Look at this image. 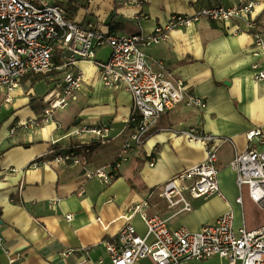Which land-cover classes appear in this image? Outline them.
<instances>
[{
    "label": "crops",
    "instance_id": "0c3cea01",
    "mask_svg": "<svg viewBox=\"0 0 264 264\" xmlns=\"http://www.w3.org/2000/svg\"><path fill=\"white\" fill-rule=\"evenodd\" d=\"M248 1L258 4L253 28L243 21L242 32L234 33V26L201 20L171 31L166 40L145 49L154 70L172 72L191 93L204 98L207 107L199 110L180 104L162 114L109 185L85 176V170L100 168L113 173L112 165L129 136L131 94L106 88L99 78L96 63L108 60L109 48L97 49L95 62L79 63L77 69L84 74L81 90L48 121H44L43 97L61 89L65 71L59 67L24 77L11 102L0 93V264H111L105 243L116 239L126 223L127 209L145 201L144 212L168 219L173 230L198 232L230 209L235 213V228L257 231L264 226V211L250 200L246 189L242 205L236 203L241 193L230 166L248 148L246 132L264 125V82L255 79L257 72L264 71V41L262 47L255 44L256 35L264 39V0H92L90 4L82 0L78 5L72 1L80 11L72 19L94 21L105 32L118 35L149 36L174 14L191 15L204 7ZM30 119L41 123L25 128ZM93 127H109L111 141L90 145L89 133L71 134ZM190 128L227 140L217 162L226 199L192 200L191 212L175 215L176 210L160 196L161 186L206 159L204 146L185 136ZM55 148H73L80 165L56 164L53 155H47L43 165L31 167ZM132 224L145 234L140 215Z\"/></svg>",
    "mask_w": 264,
    "mask_h": 264
},
{
    "label": "built area",
    "instance_id": "2783aa9c",
    "mask_svg": "<svg viewBox=\"0 0 264 264\" xmlns=\"http://www.w3.org/2000/svg\"><path fill=\"white\" fill-rule=\"evenodd\" d=\"M61 1L0 0V93L6 94V102H11V94L24 77L50 72L54 68V50L60 45L63 55L59 69L65 71V77L60 90H52L43 97L44 121H48L55 111L65 109L81 90L84 74L77 69L79 63L95 62L96 50L105 45L110 47L108 60L96 63L100 82L106 88L130 93L132 111L126 126L129 136L112 165L113 173H107L104 168L85 170L86 178H97L105 185L113 182L122 164L144 144L162 114L180 104L199 110L207 107L205 99L191 93L187 84L172 72L154 70L145 49L166 40L171 31L186 29L201 20L234 26V33L242 32L240 23L243 21L253 28L258 6L257 2L248 1L231 7H204L191 15L174 14L148 36L142 33L118 35L105 32L94 21L76 22L69 17ZM91 2L87 0L88 4ZM263 41L261 35H256L257 47H262ZM255 79L264 82V71L257 72ZM40 123L41 120L30 119L24 127ZM110 130L109 127H93L76 129L71 134L89 133L90 145H105L111 141ZM184 134L190 142L204 146L206 159L175 174L161 186L160 196L170 209L176 210L175 215L191 212L192 200H207L213 196L226 199L220 187L217 162L218 151L227 140L198 128H190ZM245 136L247 150L238 153L230 164L236 172L241 193L235 201L242 205V191L246 189L250 200L264 211V125L250 129ZM72 149L50 150L34 160L31 167L43 165L47 155H53L52 161L56 164L80 165V158ZM147 206L145 201L129 207L123 215L126 223L116 239L105 243L111 264H138L144 259H150L152 264H186L217 257L227 264H264V226L257 231L235 228L232 209L203 225L198 232H191L184 228L171 229L168 219L146 214ZM138 215L146 227L144 235L132 224ZM97 221L102 223L101 218ZM2 243L0 236V245Z\"/></svg>",
    "mask_w": 264,
    "mask_h": 264
},
{
    "label": "rangeland",
    "instance_id": "374dc122",
    "mask_svg": "<svg viewBox=\"0 0 264 264\" xmlns=\"http://www.w3.org/2000/svg\"><path fill=\"white\" fill-rule=\"evenodd\" d=\"M66 10H67L68 15L71 18H75L78 15L77 12H80V11H77L71 5H67L66 6ZM119 35H121V34H119ZM104 48H109L110 49V47H108L107 45H105ZM251 215H253V213H251ZM140 263L141 264H149V263H152V261L150 259H146V260H142ZM186 264H227V262L225 260H222V259L217 257V258H214V259H211V260H207V261H191V262H188Z\"/></svg>",
    "mask_w": 264,
    "mask_h": 264
},
{
    "label": "trees",
    "instance_id": "16d2710c",
    "mask_svg": "<svg viewBox=\"0 0 264 264\" xmlns=\"http://www.w3.org/2000/svg\"><path fill=\"white\" fill-rule=\"evenodd\" d=\"M72 1H75L78 4H80L79 1L77 0H63L60 2V4L63 6V8L66 9V6L67 5H71L72 7L74 6V4H72ZM67 11V10H66ZM68 14V13H67ZM70 17V16H69ZM57 47L55 48L54 50V54H53V65H54V68L56 69L57 67H61L62 66V55H63V49L60 47V45H56ZM152 132L149 133V135L151 134ZM117 177V176H116ZM115 177V178H116Z\"/></svg>",
    "mask_w": 264,
    "mask_h": 264
},
{
    "label": "bare ground",
    "instance_id": "6f19581e",
    "mask_svg": "<svg viewBox=\"0 0 264 264\" xmlns=\"http://www.w3.org/2000/svg\"><path fill=\"white\" fill-rule=\"evenodd\" d=\"M54 69H55V68H53L51 71H53ZM51 71H50V72H51ZM47 73H49V72H47ZM37 74H40V73H37ZM27 76H28V75H27ZM22 80H23V79H22ZM21 82H22V81H21Z\"/></svg>",
    "mask_w": 264,
    "mask_h": 264
}]
</instances>
